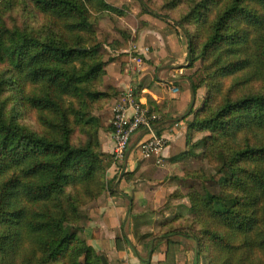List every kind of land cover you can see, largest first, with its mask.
I'll list each match as a JSON object with an SVG mask.
<instances>
[{
    "label": "trees",
    "instance_id": "16d2710c",
    "mask_svg": "<svg viewBox=\"0 0 264 264\" xmlns=\"http://www.w3.org/2000/svg\"><path fill=\"white\" fill-rule=\"evenodd\" d=\"M162 7L186 33L207 88L174 160L202 147L234 195L190 192L193 216L177 213L145 241L165 239L159 264H175L183 235L208 264H264V0ZM107 12L118 10L105 0H0V264H102L79 224L81 208L108 190L114 161L99 138L98 114L115 96L98 55L97 16ZM124 244L116 238L118 251Z\"/></svg>",
    "mask_w": 264,
    "mask_h": 264
},
{
    "label": "crops",
    "instance_id": "0c3cea01",
    "mask_svg": "<svg viewBox=\"0 0 264 264\" xmlns=\"http://www.w3.org/2000/svg\"><path fill=\"white\" fill-rule=\"evenodd\" d=\"M135 44L142 52L146 48L149 50L144 53L145 73L143 76L147 77L143 89L141 87L142 102H145L147 106L154 107L159 103L166 102L163 113L167 117L165 119L163 115L162 120L156 125L157 132L167 141L163 149L165 162L162 165H157L152 158L141 157L140 144L148 135L144 130L136 131L132 136V145L129 147L124 161L114 163L112 160L110 163L106 173L108 190L99 199L91 201L86 206L85 238L101 255L106 257L110 264H158L160 260L164 259L166 244L159 247L161 254L158 252L159 250L155 251L158 240L163 238L158 237L151 242H139L137 237L127 235L124 228L130 219L150 214L152 224L143 226L142 232L150 229L156 234L158 230L155 229L156 221L160 223L174 214L167 211L166 208L158 211L165 203V198L162 195L165 186H158V183L164 180L168 185L170 182L172 183L169 189H179L178 186H175L177 180H182V184L188 182L182 177L183 169H178L187 161L184 159L175 161L174 157L186 150V129L183 127V123L191 118V114L187 117L188 110L194 103V109H196L204 97L201 90H195V82L189 77L192 67L188 63L189 48L186 35L178 34L175 28L167 26L160 17L146 13L139 17ZM105 59L106 57L102 60L105 61ZM115 66L113 62H108L105 84L115 86L121 84L122 86L123 76L120 75L121 83L120 77L117 75L118 68ZM153 74L156 78L159 76L158 82L154 80ZM176 88L178 89L177 93L173 92ZM98 115L104 127L100 131L102 150L108 155H112L114 136L109 128L113 118L111 107ZM167 121L176 126L166 124ZM135 158L143 162L138 164ZM132 172L135 173V178L128 183L124 176ZM150 177L153 180L149 182L148 178ZM158 196L161 197L160 202L153 200ZM176 208L178 209V205L173 203L171 209ZM133 226L135 224H132ZM94 230L97 232L95 239L92 238ZM131 233L134 232L131 231ZM116 238L125 241L124 250H117ZM194 264H199V257L194 256Z\"/></svg>",
    "mask_w": 264,
    "mask_h": 264
},
{
    "label": "rangeland",
    "instance_id": "374dc122",
    "mask_svg": "<svg viewBox=\"0 0 264 264\" xmlns=\"http://www.w3.org/2000/svg\"><path fill=\"white\" fill-rule=\"evenodd\" d=\"M105 1L108 2V4L111 5L112 7L116 8L118 12H107L102 15L99 14L97 16L98 18H100L97 29V37H98L97 43L101 46L98 49V55L101 57V59L106 57L104 61L106 67L109 61L113 62V64L116 65L115 67L118 68L117 75L120 77L121 83H122L121 76H123V83L122 86L121 84L120 86H115L111 84L106 85L105 84L106 67H105V75L103 78L104 87L111 88L115 93V96L112 98L110 104L104 110L111 107L112 117H113L114 111L122 99L123 92L127 89L134 88L135 89L134 99L140 102L143 105V107H145L148 110L149 113H155L156 115H161V117H163V115L165 116L163 110L164 107H166V102L159 103L155 107L147 106L146 103L142 102L140 98V94L144 87V83L146 84V77H147L146 76L144 78L143 76L145 73L144 53L148 52L149 50L146 48L142 52L135 44L136 37L138 35L139 17L142 14H146V13L152 16L160 17L162 21H164L167 24V26L175 28L178 34L185 36L186 33L182 28H180V26H178L172 21L173 19L166 16V14H164L162 7L163 0H105ZM188 61H189L188 62L189 65L192 67V68L188 67L191 69L189 77L195 82V85H197L195 90L199 89L203 92L204 94L203 99H204L207 93V88L204 83L205 75L203 70L201 69V62L200 61L191 62L190 57L188 58ZM181 73L182 72L180 71V74ZM154 80L158 82L159 76L156 78V76L154 75ZM173 92L177 93L178 89L176 88L175 90H173ZM146 100L147 102H149L148 97H146ZM194 105L190 106L188 110L187 117L189 116V114H191V118L189 120H185V122L183 123V127L186 129L185 130L186 134H187L188 123L192 121L193 118L192 117L193 112L201 104L198 107H196V109H194ZM104 110H102L101 112H103ZM101 112H99V114ZM166 117L167 115L165 116V119ZM166 124H169L170 126H176V125H172L168 121L166 122ZM202 136L203 134L197 135L195 140L201 138ZM131 145H132V138L129 142V147ZM112 154H114L113 150H112ZM125 156L126 154L122 158H117L116 155L114 154V163L123 162ZM182 159H184L187 162L184 163L178 169H183L182 177L184 180H187L188 182L182 184L181 183L182 180H177L175 182V186H178L179 189H169V187L172 186L171 182L168 185L167 181L164 180L161 182L158 181L159 183H161V184L158 183V186H162V185L165 186L164 187L165 190L162 194L165 198V203L162 206V209L158 211H161L163 210V208H166L167 211H171L174 213L171 217H173L177 213H180L185 217L191 218L193 216V211L190 207L189 200L186 196L187 194H189L194 190L199 191L204 197H209L211 195L225 196L230 198L233 197L234 195L233 192H229L228 190H226L225 188L219 185L218 180L221 176L216 178L215 169L211 168L208 165L205 157L203 156L202 147L196 148L193 154L184 157ZM135 160L138 164L143 162L142 160H138L137 158H135ZM165 165H167V163H165ZM108 167H110V163L108 164ZM199 170L203 171V173H206L204 177L189 179V177L187 176L188 172L199 171ZM124 177L126 178V181L129 183L132 180H134L135 173L134 172L127 173L125 174ZM151 180H153L152 177L148 178L149 182ZM172 194L179 195V198H174ZM153 200H155L156 202H160L161 197L158 196ZM173 203L178 205V209L177 208L173 210L171 209L173 207ZM86 206L81 208L82 220L79 226L82 232L80 233V236L84 238L91 245L89 240L86 239L84 235V224H85L84 222L87 219L85 218ZM151 218L152 217L150 214H146L144 217H136L130 219L127 226L124 228L126 234L137 237L139 242H148L145 241L147 240L148 236L150 234L155 235V233H153V231H151L150 229H147L148 231L144 233L142 232V230L144 228L143 226L152 224ZM162 222H164V220L161 221L160 223L159 221H156L155 229L156 230L158 229L156 234L159 233L160 224ZM132 224H135V226L132 227ZM131 231H133L134 233H131ZM169 237H173V236H169ZM175 243H176L175 250H177L175 252V264H194V256L199 257V264H208V259L206 254L200 253L198 242L195 240L194 237L183 235L182 238L180 237L177 238ZM164 244H166L165 239H164ZM162 245L163 244L160 245L157 243V247L156 248L154 247L155 251L156 250L158 251L159 247ZM124 248H125V244H124ZM158 252L161 254V248ZM98 253L100 252L98 251Z\"/></svg>",
    "mask_w": 264,
    "mask_h": 264
},
{
    "label": "built area",
    "instance_id": "2783aa9c",
    "mask_svg": "<svg viewBox=\"0 0 264 264\" xmlns=\"http://www.w3.org/2000/svg\"><path fill=\"white\" fill-rule=\"evenodd\" d=\"M134 93V88L125 90L114 111L112 119L113 152L117 158H122L129 149V142L133 134L138 130H144L148 137L140 144L141 157L152 158L157 165H162L165 162L163 149L167 141L156 130V125L162 117L155 113H149L140 102L134 99Z\"/></svg>",
    "mask_w": 264,
    "mask_h": 264
},
{
    "label": "water",
    "instance_id": "95a60500",
    "mask_svg": "<svg viewBox=\"0 0 264 264\" xmlns=\"http://www.w3.org/2000/svg\"><path fill=\"white\" fill-rule=\"evenodd\" d=\"M100 259H101V263L102 264H109L108 261H107V259H106V257L104 255H101L100 256Z\"/></svg>",
    "mask_w": 264,
    "mask_h": 264
}]
</instances>
